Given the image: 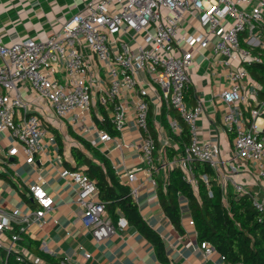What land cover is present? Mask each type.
I'll return each mask as SVG.
<instances>
[{
	"label": "built area",
	"instance_id": "built-area-1",
	"mask_svg": "<svg viewBox=\"0 0 264 264\" xmlns=\"http://www.w3.org/2000/svg\"><path fill=\"white\" fill-rule=\"evenodd\" d=\"M263 31L264 0H87L81 11L46 39L26 38L11 44L0 40V56L4 60L0 65V172L7 167L15 168L17 158L22 157L28 165H37L45 152L44 139L49 131L37 112H33L34 100L48 103L60 119L73 115L88 130L89 113L96 105L97 94L101 93L102 103L112 105V122L118 131L126 125L131 107L134 109L136 125L145 131L137 147L149 164V172L152 174L156 169L163 173L164 185L168 183V171L175 164L182 168L183 178L194 188L200 180L209 184L208 174H195L192 160L206 162L217 172L226 161L218 142L198 140L196 122L203 107L200 104L189 110L185 96L194 52L211 45L216 56L224 57L220 62L227 68L225 76L230 82L220 97L227 105L225 125L235 132L234 158L255 163L258 167L255 178L263 181L264 129L259 120L264 117V100L252 104L242 90L243 81L249 76L246 65L262 62L264 39L260 34ZM245 32L249 34L246 37ZM243 41L260 47L258 54L244 46ZM93 58L98 67L93 66ZM102 70L106 74V86L102 85ZM58 73L64 82L57 78ZM141 74L150 77L149 86H158L160 102H164L168 110L175 109L190 126L192 141L181 159L169 162L161 157L160 165L154 162L157 145L148 124L149 87L144 86ZM24 88L34 99L25 98ZM123 90L133 99L130 104ZM253 93L258 95L257 87ZM243 102L249 107L251 117L247 123ZM170 125L175 133L181 132L176 119H170ZM99 135L103 141L114 138L106 130H101ZM54 139V135L49 134V140ZM231 170L238 168L231 166ZM220 174L223 199L227 201V185L232 182L235 192L249 195L264 218L261 198L227 172ZM136 175L135 169L126 172L131 183ZM60 176L76 184L78 209L74 216L97 241L128 227L129 220L124 215L115 221L108 214L105 202L98 197L97 181L86 171L63 167ZM47 183L44 175L26 182L25 193L37 201L36 209L24 211L20 206L0 203V250L5 249L8 255L0 264H9L8 259L13 255L19 262L49 264L40 256L27 257L19 248L22 234L29 232L32 224L41 227L54 208L55 198L47 190ZM131 192L138 196L137 188H132ZM209 195L213 196L211 188ZM188 223L195 226L192 216ZM15 227L17 231H13ZM7 231L12 233L7 234ZM199 248L206 259L218 252L208 240L199 242ZM220 256L226 260L224 255ZM58 264L74 263L63 258Z\"/></svg>",
	"mask_w": 264,
	"mask_h": 264
},
{
	"label": "crops",
	"instance_id": "crops-1",
	"mask_svg": "<svg viewBox=\"0 0 264 264\" xmlns=\"http://www.w3.org/2000/svg\"><path fill=\"white\" fill-rule=\"evenodd\" d=\"M86 2L87 0H0V40L4 44H11L26 38L46 39L58 32L67 19L81 11ZM248 35L247 32L243 34L244 37ZM260 35L261 39H264V31ZM250 48L255 54L261 49L252 46ZM261 53L263 60L264 50H261ZM221 59L224 57L216 56L211 45L199 47L194 52V61L189 68L186 107L193 110L197 105H202L203 111L196 122L197 137L201 142L211 140L221 146V155L226 162L220 172H227L233 179L245 184L264 202V180L257 181L255 178L257 165L234 158L235 132L225 125L224 114L227 105L220 97L222 90L230 83L225 76L227 68L220 62ZM3 63L4 60L0 56V65ZM92 63L94 67H98L95 58ZM100 73L103 77L102 85H108L104 79L105 72L102 70ZM58 75L59 73V79ZM141 77L145 79L144 86L149 87V94L146 96L150 105L148 124L157 145L154 162L160 165L161 157L169 162L181 159L192 141V135L189 143L184 144L175 137L181 138L183 128L188 125L190 129V126L175 109L168 110L165 103L160 102V90L157 85L149 86L150 77L144 74H141ZM256 87L257 90L261 88L249 73L243 81L242 90L252 104L264 100L259 94L254 95L253 89ZM126 91L123 90L130 104L133 99L128 97L130 94ZM23 95L29 100L34 99L26 88L23 89ZM100 96L101 93H98L96 105L89 113L91 119L87 122L88 130L83 128V123L75 120L73 115L60 119L48 103L42 100L33 101V112H37L47 126L49 134L54 135L55 139L50 141L49 134L45 137V152L37 165H28L22 157L17 158L15 168L7 167L5 171L0 172V203L20 206L24 211L38 208L37 201L25 193L26 182L44 175L48 182L46 188L55 198V205L41 227L32 224L30 231L22 234L19 248L27 257L40 256L49 264H58L63 258H69L74 264H229L221 258L220 252L208 259L204 257L199 248L201 241L198 239L196 225L191 226L188 223L192 214L189 201L184 195H179L182 229L179 230L173 224L161 204L160 186L164 185V175L156 169L152 174L149 172V164L137 147L145 131L136 125L134 109L131 107L126 125L122 131H118L112 122V105L103 104ZM241 106L245 111L244 122L247 123L251 119L249 107L244 102ZM170 119L178 121L180 133L172 130ZM259 123L264 129V117ZM101 130L108 131L114 138L110 141L101 140ZM167 148L173 149V157H169ZM84 158L104 171H107L110 165L120 183L128 186V194L137 203L143 219L159 234L165 260L159 256L156 244L130 221L128 227L119 234L97 241L81 221L75 218L74 212L78 209L75 202L77 186L71 180L61 177L60 170L67 167L87 172L88 163L81 162ZM176 166L179 165L175 164L174 167ZM231 166H236L238 170L233 172ZM130 169L137 171V177L132 183L126 176ZM215 172L222 189L221 174L216 170ZM134 187L138 189L137 197L131 192ZM195 191L198 192V186ZM227 191L237 194L232 182L228 183ZM106 209L115 221L120 215L125 216L119 206L114 212L108 207ZM14 230L17 231L18 227ZM10 232L12 233L7 231V234H11ZM5 240L9 241L7 238ZM87 253L91 254L90 257L86 256ZM7 256L5 249H1L0 263ZM9 258V264L17 261L14 255Z\"/></svg>",
	"mask_w": 264,
	"mask_h": 264
},
{
	"label": "trees",
	"instance_id": "trees-1",
	"mask_svg": "<svg viewBox=\"0 0 264 264\" xmlns=\"http://www.w3.org/2000/svg\"><path fill=\"white\" fill-rule=\"evenodd\" d=\"M247 67L251 77L261 86L258 89L259 97L264 99V59ZM175 138L181 144L189 143L191 134L188 125L183 128L181 138ZM167 151L169 157H173V149L167 148ZM85 161L88 163L87 173L97 181L99 199L112 212L119 206L126 218L156 244L159 256L165 260L161 238L143 219L137 203L128 194V186L120 183L110 165L104 171L87 158L81 162ZM191 165L197 176H210L209 184L199 181L197 193L185 181L183 170L179 166L169 170L168 183L160 186L161 204L173 224L179 230L182 229L179 195H184L189 201L199 241H210L229 263L264 264V218L254 207L252 198L228 192L225 201L215 170L197 159L192 160ZM209 188L213 191V196L209 195ZM14 264L27 263L16 261Z\"/></svg>",
	"mask_w": 264,
	"mask_h": 264
},
{
	"label": "rangeland",
	"instance_id": "rangeland-1",
	"mask_svg": "<svg viewBox=\"0 0 264 264\" xmlns=\"http://www.w3.org/2000/svg\"><path fill=\"white\" fill-rule=\"evenodd\" d=\"M242 44H243L244 46H246L247 48H249V49H250V45L246 44V42H245V41H244V42H242ZM58 76H59V80H60V82H64V79L61 77V75L59 74ZM216 186H217V185H216Z\"/></svg>",
	"mask_w": 264,
	"mask_h": 264
}]
</instances>
